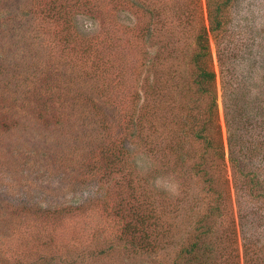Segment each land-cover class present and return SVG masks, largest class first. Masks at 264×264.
Instances as JSON below:
<instances>
[{"label":"rangeland","instance_id":"1","mask_svg":"<svg viewBox=\"0 0 264 264\" xmlns=\"http://www.w3.org/2000/svg\"><path fill=\"white\" fill-rule=\"evenodd\" d=\"M115 1L0 0V13L8 11L0 15V264H172L206 212L208 199L192 174L200 147L185 133L206 0H136L157 12L131 8L135 17ZM57 3L75 5L74 32L45 10ZM226 17L223 29L208 34L214 123L225 154L207 158L222 199L220 212L205 221L211 229L204 241L212 264H264V199L240 187L227 142L228 129H240L237 143L244 139L241 123H232L235 90L246 85L250 103L264 90V0H232ZM148 25L167 32L163 41L140 38ZM262 103L261 114L247 108L249 119L264 114ZM114 138L113 147H125L115 150L121 168L101 163L91 172L100 144ZM237 155L264 186V162L244 150ZM123 174L137 198L146 192L153 216L159 211L162 239L152 252L139 250L124 228Z\"/></svg>","mask_w":264,"mask_h":264},{"label":"trees","instance_id":"2","mask_svg":"<svg viewBox=\"0 0 264 264\" xmlns=\"http://www.w3.org/2000/svg\"><path fill=\"white\" fill-rule=\"evenodd\" d=\"M58 1V0H53ZM85 2V0H82ZM232 0H206V13H207V21L208 26L201 24L199 31L195 38V52L191 56V63L193 68V76L190 79V83L192 84L193 90L187 93V97L185 98L188 101V106L185 107L187 113L190 114L191 120L187 124L186 134H190L196 144L200 147L199 155L197 158V162L194 164L195 170L192 171L195 180H197V186H200V191L205 197L204 200H207V207L206 212H200L199 218L195 222L196 228H194V233L191 236V239H187L185 242L182 241L180 243L179 251L175 254L174 260L172 264H212L214 260L213 249L209 247L208 244L205 243L204 239H206L207 233L211 229V225L206 224L205 221L211 218L214 214L220 212V205L219 202L222 199L221 193L218 189L214 186V179L211 175V167L212 165L208 162L207 158H223L225 154V147L221 140V134L219 128H217L216 122L217 116V95L215 92V72L210 68L208 57H209V39L208 34L213 35L214 33L218 32L219 30L225 27L228 19L226 17V10L228 9L229 5L231 4ZM113 3H117L118 6H123V12L132 13V16L135 17L133 11L135 10L136 13H140L142 16H145L144 11H146L147 15H154L156 11L152 8H148L147 6L141 5L139 1L136 0H116ZM40 3L38 2L35 5L34 9L39 7ZM54 6V7H53ZM56 6V7H55ZM75 6L74 4L70 5L68 3H57V5H47L45 10L52 12L55 16L62 20L60 24H66L70 28L72 32V28L74 27V12L71 10V7ZM132 8V9H131ZM139 8L141 11H138ZM36 10H34L35 12ZM8 13V11H4L0 13V15H4V13ZM71 15L73 17H71ZM159 16V15H157ZM142 19V18H141ZM140 19V21H141ZM143 20V19H142ZM140 24V23H139ZM65 25V27H67ZM63 27V25H61ZM138 24L132 26L129 30H134ZM150 26V25H148ZM144 27V34L140 37L145 41H148L152 35L160 41H163L162 38L166 35L167 32L163 31L164 33L157 31L155 33L154 29L150 27ZM67 27V28H68ZM74 32V31H73ZM164 35V36H163ZM76 36H78L76 34ZM114 50L118 48V45L114 43L113 47ZM190 88V87H189ZM263 87L257 90V94L255 95L256 98L250 103L247 100V88L246 85L243 88H238L235 90L232 98V123L234 125L239 121L243 127V135L244 139H237L235 134L238 136V129H234V132L229 131L228 129V160L230 165L233 169V172L236 176L240 179L241 185L240 187L243 188L248 195L251 196L250 198L254 199L255 197H261L264 199V186L262 183V176H259L256 170H251L252 168L249 167L245 161L240 159L241 155H237V153L241 150H244V153H251L253 159L257 158L261 162H264V156L259 157V153L264 151V114L261 117H255L254 120L249 119L252 115L247 113L250 110L251 112L254 111L256 113L261 114L263 109L264 102V90ZM231 98V99H232ZM14 102V101H13ZM262 103V105H261ZM251 105V106H250ZM261 105V106H259ZM4 106H7L4 104ZM15 107V103L12 104ZM246 112V113H244ZM249 116V117H248ZM244 119V122H241ZM139 120V118H138ZM142 119L140 117V120ZM228 127H229V121ZM139 125V122L137 123ZM215 127V128H214ZM237 127V126H236ZM214 128V129H213ZM217 128V129H216ZM263 134H261V133ZM262 135L261 139H254L252 136ZM131 136L134 135V132L130 133ZM235 136V138H233ZM247 138V140L245 139ZM251 140L253 142H250ZM117 138L114 140H107L104 141L105 143H101L99 146V150L97 151L99 154L96 158L91 161L90 168L91 172L93 170H97L99 165L103 163L106 167H108L111 171L114 169H119L123 165L121 162L123 160L119 159L118 155L116 154L115 150L118 149V154L121 153V150H124V146L116 145L113 147ZM239 145V147H237ZM162 148H170L169 152L172 153V150L175 148L174 145L172 147H162ZM161 148V150H162ZM238 148V149H237ZM163 152V151H162ZM169 152L165 155H168ZM243 154V153H241ZM262 162V163H263ZM124 168V167H123ZM122 168V169H123ZM259 169V167H256ZM169 171H171L169 169ZM181 171V168L179 169ZM123 177L126 179L121 184L122 187V198L119 206L121 207L120 215L128 216L129 220L125 223V230L131 231L130 235L134 238L139 250H145L152 252L158 246L159 240L162 238L160 236L163 231H160L159 222L157 218L159 217V211L156 212L153 206L145 207L146 201V192L140 193V196L137 198L134 194L130 192L129 188V180L123 174ZM186 179V178H184ZM143 197H142V196ZM71 208V207H69ZM60 212V208H54L52 210L48 209L45 211H41V215L44 217H49L51 214H55ZM151 211V215H150ZM161 211V210H160ZM155 217V218H154ZM152 221V222H151ZM148 224V226H146ZM146 226V227H145ZM249 226H254L252 223ZM147 227L151 230H146ZM146 228V229H145ZM134 240L131 239L129 241L130 246L136 247ZM136 251V248H133Z\"/></svg>","mask_w":264,"mask_h":264}]
</instances>
